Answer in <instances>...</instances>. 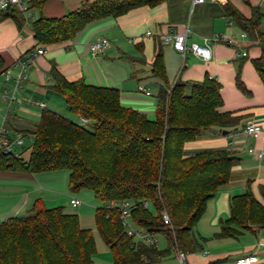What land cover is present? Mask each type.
I'll list each match as a JSON object with an SVG mask.
<instances>
[{
  "label": "trees",
  "instance_id": "obj_1",
  "mask_svg": "<svg viewBox=\"0 0 264 264\" xmlns=\"http://www.w3.org/2000/svg\"><path fill=\"white\" fill-rule=\"evenodd\" d=\"M165 0H84L63 17L40 15L33 23L34 36L49 45L72 40L87 25L106 17H118L141 6H156ZM47 0H29L30 9L42 10ZM226 10L237 24L258 40L262 54L254 65L264 83V31L262 13L254 6L245 17L232 4ZM22 28L25 16L16 5L0 11ZM5 62L0 54V75ZM240 72V71H239ZM51 90L65 98L68 109L93 121L81 125L50 109L28 133L34 136L27 160L0 149V171L32 174L69 170V186L74 192L92 191L104 205L96 210L97 229L111 249L115 264H150L164 260L174 243L179 250L193 253L200 243L193 229L218 189L229 182L238 156L226 149H205L185 155V143L197 139L213 127L222 130L237 124L239 118L221 112L220 83L207 77L203 81H176L163 86L158 94L157 117L151 121L144 113L125 107L114 88L70 81L51 62ZM153 74L167 83L165 61L157 51ZM237 86L248 92L240 74ZM26 133V132H25ZM264 200V185L260 187ZM128 200L133 203L134 223L153 234H164L165 250L129 236L118 208L107 205ZM145 202L152 203L156 215ZM166 211L172 226L165 224ZM231 215L221 222L218 237H235L241 230L264 227V201L251 189L232 197ZM206 240V238H202ZM97 251L94 233L83 228L79 216L64 207H47L35 201L28 215L0 223V264H92Z\"/></svg>",
  "mask_w": 264,
  "mask_h": 264
},
{
  "label": "crops",
  "instance_id": "obj_2",
  "mask_svg": "<svg viewBox=\"0 0 264 264\" xmlns=\"http://www.w3.org/2000/svg\"><path fill=\"white\" fill-rule=\"evenodd\" d=\"M26 1L28 3L29 0ZM83 2L84 0H47L41 11L33 8L28 14H24L25 23L22 28L13 18L0 17V54L5 62L0 75V100L6 103V106L0 103V123L6 113L7 127L28 133L38 123L44 109L69 118L67 113L71 111L65 98L49 87L53 84L49 74L52 61L56 62L59 71L70 81L83 79L89 85L116 89L123 106L144 113L151 121L156 120L158 94L163 86L171 87L178 80L203 81L207 77L217 80L221 85L223 99V106L219 110L229 112L239 120L236 125L225 129L227 134L220 127H213L203 131L197 139L186 142L185 155L190 156L205 149H226L238 156L240 162L233 167L229 182L222 185L209 199L205 213L194 227L193 235L200 243V248L188 254V262L235 264L237 258L254 254L257 256L255 264H264V227H255L253 231L240 229L241 233L235 237L216 236L221 231V222L231 215L232 197L251 189L258 200L264 201L260 190L264 185V141L244 132V127L249 122L264 127V83L254 65V60L262 54V47L251 42L250 36L249 40L241 38V33L245 30L226 10V4L230 3L245 17L250 18L253 7H259L262 13L260 28L264 31V0H205L201 3H194L193 0H165L153 7L141 6L124 15L109 16L90 23L72 40L49 45L38 42L34 36L33 23L40 15L60 18L78 9ZM185 28L189 29L188 43H201L204 37L214 33L231 35L238 42L233 46L215 42L210 45L211 58L202 60L189 52L184 55L172 43L163 42V34ZM148 31L151 36L145 37ZM103 37L110 40L109 45L102 52L94 53L91 44ZM40 47H44L46 53L39 55L35 64L28 67V79L16 92V96L23 100L22 103L14 102L8 108L9 99L4 94L5 90L7 96L12 93L14 81H7L5 73L15 76L18 73L17 60ZM158 50L162 51L165 61L166 85L153 74ZM244 50L247 51V56L242 55ZM238 74L248 92L237 86ZM139 86H144L151 94H146ZM36 101L45 102L46 107L37 106ZM63 103L66 113L58 110V107L63 108ZM80 119L77 116L76 122L80 123ZM26 153L30 154V149L24 154ZM36 175L39 174L0 171V179L5 180L4 186L11 193L8 196L12 198H9L11 203L19 200L20 196H31L20 202V206H14L15 214L20 209L32 208L37 200H42L49 208L62 206L67 212L63 204L67 203L68 195L60 191L38 187V193L33 190L27 192L26 196L20 194L21 190L18 189L22 188L24 180L39 182ZM73 214L79 215L81 222L84 221L83 211ZM162 235L165 236L154 234L156 243L152 246L159 249L157 238ZM95 240L97 251L92 264H115L107 244L99 243L96 237ZM173 252L172 250L161 262L150 264H168L167 259Z\"/></svg>",
  "mask_w": 264,
  "mask_h": 264
},
{
  "label": "built area",
  "instance_id": "obj_3",
  "mask_svg": "<svg viewBox=\"0 0 264 264\" xmlns=\"http://www.w3.org/2000/svg\"><path fill=\"white\" fill-rule=\"evenodd\" d=\"M204 1L205 0H193L194 3H201ZM9 5H16L20 9V11H22L24 14H28V12L30 11L29 4L27 3L26 0H0V11L6 9ZM188 31L189 29L185 28L182 31H177L174 33H165L162 35V40L166 44L172 43L173 46L178 51L182 52L184 55L189 52L202 60H208L211 58V47H210L211 44L215 42H222L227 45L233 46L238 42L237 38L231 35H227L225 33H214L212 36L204 37L201 43L200 42L188 43L187 42ZM150 36H151V32L150 31L146 32L145 37H150ZM241 38L249 40L250 37L248 32L242 31ZM250 40L253 43L259 44L258 40H252V39ZM109 43L110 40L106 37H103L91 44V50L94 53L102 52L109 45ZM45 53H46V49L44 47H40L36 51H31L25 57L19 58L17 60L18 73L15 76H12L10 73H5V79L7 81L11 79H13L14 81L12 93L9 96H7L6 95L7 90H5V94H4V97L9 99L8 108L11 107L14 102L17 104L22 103L23 100L20 97L16 96V92L18 88L22 85V83L28 79V74H27L28 67L35 64L36 59L39 55ZM242 55L247 56L248 55L247 51L244 50L242 52ZM139 89L145 91V93L148 95L151 94V92L146 90L144 86H139ZM35 104L42 108L46 107L45 102L36 101ZM0 112H2L1 106H0ZM6 117H7L6 113H4V117L0 124V149L6 154L12 155L14 157H20L23 154L20 151L19 146L24 147L26 145L27 140L28 141L34 140V136L30 133L16 131L7 127V125L5 124ZM80 123L86 126L88 125L89 120L81 117ZM244 132L255 138H261L264 141V127L258 123L255 122L247 123L244 127ZM31 146L26 148L25 151L31 149ZM250 150L253 151V149ZM81 203L82 200H80L76 196H72L70 199V204L73 207H78L79 205H81ZM144 206L148 208V203L145 202ZM132 207H133V203L128 200L117 201L107 205L108 209L118 208L120 210L122 225L125 229V232L129 236H133L137 240H141L145 243L153 245L154 243H156L153 233L137 226L136 224H135L136 226H133L131 224L129 219L132 220V216H131L133 209ZM162 213H163L164 223L172 226L171 219L167 214V212L164 211ZM172 250L176 252V255L181 264H189L188 253L179 250L176 243H174ZM256 261H257V256L254 254H250L237 258L235 264H255Z\"/></svg>",
  "mask_w": 264,
  "mask_h": 264
},
{
  "label": "rangeland",
  "instance_id": "obj_4",
  "mask_svg": "<svg viewBox=\"0 0 264 264\" xmlns=\"http://www.w3.org/2000/svg\"><path fill=\"white\" fill-rule=\"evenodd\" d=\"M1 98V97H0ZM0 103L3 105V106H6V103L5 101H3L2 99L0 100ZM58 110L62 113H66L65 111V105L63 103V108H59L58 107ZM69 114V119H73V120H77V115L72 113V112H68L67 115ZM40 120V119H39ZM93 121H90L89 120V123L87 126H89V124H91ZM1 124V123H0ZM80 124V123H79ZM82 125V124H81ZM33 140H27L26 142V145L23 147V146H19V149L20 151L22 152V157L27 160L28 157H29V154L26 153L24 154L26 151V148L30 147L33 142ZM25 151V152H24ZM24 152V153H23ZM11 172V171H10ZM45 174H40L38 173L39 175H36L37 178L39 179V182L38 183H33V182H29L28 180H24L22 182V188L21 189H18L21 190V195L24 194V196L28 195L29 192H33V190L36 192V188H42V189H47V190H51V191H60L62 193H65L66 195H68V199H66L67 203H64L63 206L66 207V211L69 212V213H73V212H77V211H83L84 212V221L80 223H82V226L86 227V228H89L93 231L94 233V236L96 237L97 241H99V243H103L105 244L104 240L102 239L98 229H97V225H96V210L98 207H101L103 206L104 204L98 200L94 193L88 189H83L81 190L80 192H74L70 189V186H69V178H70V172L69 170H65V169H62V170H57V171H52V172H44ZM37 174V173H36ZM5 180H2L0 179V185H1V189H0V223L6 221L7 219H11V218H16V217H19V216H23V215H28L29 213V209H20L16 214H15V205H19L20 206V202L22 203L24 200L26 201L28 197H31V196H28V197H22L20 196V199L17 201L19 203H17V201H15L14 203H11V200H9L11 193L9 191V189L7 190L5 188ZM39 191V190H38ZM28 192V193H27ZM38 193V192H36ZM77 195L83 203H81V205H79L78 207H73L71 204H70V198L69 196L70 195H73L74 196ZM67 197V196H66ZM24 198V199H23ZM12 199V198H10ZM23 199V200H22ZM15 200V199H14ZM13 200V201H14ZM32 205V204H31ZM65 209V208H64ZM148 210L150 213H152L153 215H156V211L154 209V206L152 203H149L148 204ZM22 211V212H21ZM28 211V212H27ZM165 211V210H164ZM163 211V212H164ZM27 214H26V213ZM168 214V213H167ZM162 217H163V213L161 214ZM79 216V215H78ZM80 219V218H79ZM131 224L133 226H136L134 221H132L131 219H129ZM158 240V246H159V249L160 250H165L168 248L169 246V242L168 240L166 239L165 236H158L157 238ZM168 264H180L179 262V259L176 255V252H173L170 257L167 259Z\"/></svg>",
  "mask_w": 264,
  "mask_h": 264
},
{
  "label": "water",
  "instance_id": "obj_5",
  "mask_svg": "<svg viewBox=\"0 0 264 264\" xmlns=\"http://www.w3.org/2000/svg\"><path fill=\"white\" fill-rule=\"evenodd\" d=\"M223 133H224V134H227V130H223Z\"/></svg>",
  "mask_w": 264,
  "mask_h": 264
}]
</instances>
